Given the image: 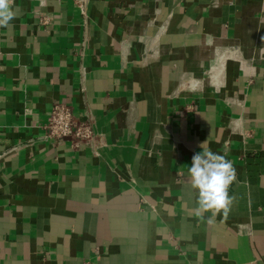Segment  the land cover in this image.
I'll return each instance as SVG.
<instances>
[{
    "label": "crops",
    "instance_id": "crops-1",
    "mask_svg": "<svg viewBox=\"0 0 264 264\" xmlns=\"http://www.w3.org/2000/svg\"><path fill=\"white\" fill-rule=\"evenodd\" d=\"M83 1L0 27V264H264V0ZM57 103L93 149L36 141ZM206 140L237 173L213 223L187 175Z\"/></svg>",
    "mask_w": 264,
    "mask_h": 264
},
{
    "label": "clouds",
    "instance_id": "clouds-1",
    "mask_svg": "<svg viewBox=\"0 0 264 264\" xmlns=\"http://www.w3.org/2000/svg\"><path fill=\"white\" fill-rule=\"evenodd\" d=\"M13 3L14 0H0V27H7L16 18ZM206 144L207 140L200 145L202 150L193 154L187 175L197 191L194 215L203 219L210 212L208 223H213L217 215L223 213L226 217L231 210L235 198L229 195V189L237 173L230 160L214 153Z\"/></svg>",
    "mask_w": 264,
    "mask_h": 264
},
{
    "label": "built area",
    "instance_id": "built-area-1",
    "mask_svg": "<svg viewBox=\"0 0 264 264\" xmlns=\"http://www.w3.org/2000/svg\"><path fill=\"white\" fill-rule=\"evenodd\" d=\"M81 13L85 14V3L83 0H73ZM41 26L50 24L48 15H41L39 19ZM44 136L37 139L43 143H49L54 146L61 145L66 141H71L74 147L81 145L90 146L92 149L95 146V141L98 138L96 133V123L93 116L87 113L84 119L75 115L73 107L65 103H57L53 106L44 125ZM36 141H32L35 143ZM20 147H12L6 153H3L2 158L7 153L16 152Z\"/></svg>",
    "mask_w": 264,
    "mask_h": 264
}]
</instances>
